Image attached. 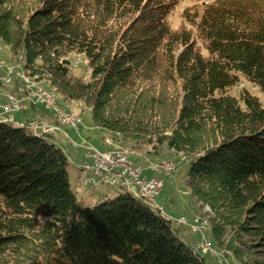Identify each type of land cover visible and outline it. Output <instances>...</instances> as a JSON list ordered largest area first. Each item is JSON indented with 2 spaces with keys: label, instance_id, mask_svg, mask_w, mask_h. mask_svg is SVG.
<instances>
[{
  "label": "trees",
  "instance_id": "16d2710c",
  "mask_svg": "<svg viewBox=\"0 0 264 264\" xmlns=\"http://www.w3.org/2000/svg\"><path fill=\"white\" fill-rule=\"evenodd\" d=\"M178 4L0 0V42L62 101L84 102L122 148L183 155L186 188L215 213L217 249L264 264L254 258L264 259V101L231 92L246 79L264 95V0L194 4L175 28ZM72 53L87 61L86 80L71 74ZM36 105L32 116L21 110L24 126L0 121V250L10 257L0 264H209L172 218L123 186L114 199H80L54 132L27 129L56 123Z\"/></svg>",
  "mask_w": 264,
  "mask_h": 264
},
{
  "label": "rangeland",
  "instance_id": "374dc122",
  "mask_svg": "<svg viewBox=\"0 0 264 264\" xmlns=\"http://www.w3.org/2000/svg\"><path fill=\"white\" fill-rule=\"evenodd\" d=\"M214 1L215 0H179V4L173 9L171 15L169 16V21L173 27H179L182 20L181 14L185 8L203 2L205 4H210ZM67 58L70 60L71 74L75 78L86 80L89 77L87 61L80 55H76L74 53L69 54ZM0 60L3 62V67L0 68L1 76H9L6 71L7 66L15 65L17 62H20L21 68H19V70L23 72L21 78L16 77L14 73L13 77L10 78V81L7 83H2L0 80V94L4 92L6 97L8 95L17 96L26 105H28L27 102L35 103L42 109L44 108L47 109V111H50L51 116L55 119L56 114H54L53 110L46 108L45 103L35 100V87L32 83L35 85V82H37L36 85L41 86L44 90L54 94L57 107H60L65 112L74 113L81 117V122L79 123L77 129L70 126L62 127V131L60 132H62L67 139H62L63 144L58 143V145H64L62 148L69 161L67 170L69 172L70 183L80 199L97 203L105 201L104 198L107 193H109V199H114L119 195L120 191L118 190V187L123 180L116 183V181L120 179L116 178L117 180L114 179L113 183H110L109 181L107 183H101L100 179L94 176L93 173V180L91 181L88 178L90 176L89 172L91 171L82 169L85 164L90 165L93 162L91 159L84 158L86 150L88 152H92L93 150L91 151V148H94L102 153L106 151H119L127 156L134 168L141 170V177H144L145 179L159 178L163 181V186L160 188L159 194L155 198V202L151 203L158 208L161 213L165 214V216L173 219L175 225L182 230L183 239L188 244L191 243L194 250L201 252L209 264H241L236 262L232 258L231 254L227 256V254L223 251L217 249L215 239L209 231L210 221L213 217H215V213L208 205L202 204L200 201H196V198H192L189 190L186 188L184 180L187 169L185 165V157L183 155L177 154L174 150L168 148H162L159 153H148V148H122L120 144L114 140V136H112L108 130L94 125L90 108L84 102L76 100L62 101L61 98H59L48 88V86H46V84H44V82H41L39 79L37 80L36 78L38 77L36 75H28V73L23 69V66L26 63L24 56L14 59L9 47L2 42H0ZM15 60H17V62H14ZM15 79L19 80V85L15 82ZM14 86H16V88ZM240 88H246L264 101V95L257 87H254L246 79H241L239 85L233 88L231 92L235 94ZM28 93H30L32 98L28 97ZM0 101L3 102L2 99H0ZM13 115L15 118H22L23 112H14ZM7 119V117H1L0 121L11 122ZM42 120L49 121L45 118H42ZM64 127H67L66 130L63 129ZM78 133L80 137L77 135ZM70 138L75 140L77 145L70 143L68 141ZM88 139H90V141ZM93 145H96L97 147ZM78 146H85L88 149L85 150V148L82 149ZM162 161L175 162L176 169L169 174L161 171L162 169L157 170L155 167ZM80 178L87 180L86 184L89 183L87 190L86 185L81 183ZM127 178L132 184L134 194L139 195V189L136 184L130 177ZM123 185L124 190H128L126 182H124ZM84 186L85 189L83 188ZM196 217H200L205 221L204 227H202L199 223L200 219L196 220ZM229 230L230 228H227L226 233H229ZM226 233L225 236L227 235ZM243 236L244 237H242V239L248 243L254 240L253 237H248V235ZM239 246H241V244ZM254 258L259 261H264L263 258L256 257L255 255ZM9 259V255L0 250V260L7 261Z\"/></svg>",
  "mask_w": 264,
  "mask_h": 264
},
{
  "label": "built area",
  "instance_id": "2783aa9c",
  "mask_svg": "<svg viewBox=\"0 0 264 264\" xmlns=\"http://www.w3.org/2000/svg\"><path fill=\"white\" fill-rule=\"evenodd\" d=\"M2 65L3 63L1 62L0 68L3 67ZM12 69H16V66H12ZM6 71L8 73L9 69ZM16 77H18V73ZM34 91V97H36L35 100L45 103V107L53 110L54 114L62 115L66 119H72V123H74V118L67 116L65 111L52 109V99L55 98L52 93L44 90L41 87L39 89H35ZM24 108L26 107L23 105V103H20V99L17 98V100L7 101L4 105H0V112L8 117L7 120H13L10 118V111H21ZM21 125L24 126V124ZM27 128L32 131L41 132L48 136L52 135L53 132L56 131V129H44L41 124H36V120H32L27 125ZM88 155L92 158L93 162L90 165H85L88 166L92 173H94V176L100 179V182L107 183L109 181L110 183H113L115 178H120L125 181L126 184H130V180L127 178L130 177L139 189V196H141V194H149L154 198L157 197L160 188L163 186V181L159 178L145 179L144 177H141V170L134 168L127 156L106 152H89ZM162 162L163 169L157 170L165 171L166 174L172 172L169 162ZM198 219L199 218L196 217V220ZM201 226L204 227L203 224H201Z\"/></svg>",
  "mask_w": 264,
  "mask_h": 264
},
{
  "label": "bare ground",
  "instance_id": "6f19581e",
  "mask_svg": "<svg viewBox=\"0 0 264 264\" xmlns=\"http://www.w3.org/2000/svg\"><path fill=\"white\" fill-rule=\"evenodd\" d=\"M1 60H0V66H1ZM3 63V62H2ZM12 66H16V69H12ZM19 68H21V64L20 62H17L15 65H10V66H7V69H9L8 71V75L10 76H1L0 75V80L2 83H7L10 81V78L13 77L14 73L15 75L17 76V73H18V78H21L23 72L21 70H19ZM37 79V78H36ZM35 80V79H34ZM37 82H35V85L34 83H32V85L35 87V89H39L41 86H38L36 85ZM28 97L32 98V96L30 95V93L27 94ZM54 96V94H53ZM55 97V96H54ZM17 96H12V95H8L7 96V101H14V100H17ZM20 103H23L21 100H20ZM23 105L26 107V105L23 103ZM47 108V107H46ZM52 109H58V110H62L60 107H57L56 106V98H53L52 99ZM64 111V110H63ZM14 112H19V111H10V118L14 119L13 118V113ZM65 114L67 116H70L72 118H74V123H72V119H66L64 118L62 115H56L55 116V120H56V123H51L47 120H38V119H35L36 120V124H41L42 127L44 129H56V131H62V127L63 126H70V127H73L74 129H77L76 127H78L79 123L81 122V117L74 114V113H70V112H65ZM8 121H13V120H8ZM76 126V127H75ZM28 129V128H27ZM32 134H35V135H44L43 133L41 132H38V131H32L30 129H28ZM44 136H47V135H44ZM59 141L58 140H54V144H58ZM93 150V151H92ZM91 151L92 152H99L97 151L96 149L94 148H91ZM106 153H112V154H119L121 156H126L124 154H122L121 152L119 151H112V152H107ZM169 162V165L170 167L172 168V171H174L176 169V165H175V162L173 161H168ZM83 170H86V171H89V168L88 166L84 165L82 167ZM156 169H163V162H161L159 165L156 166ZM165 172V171H164ZM166 173V172H165ZM81 179V182L86 184L87 183V180H85L84 178H80ZM129 186V184H127ZM141 197L144 198L146 201H149V202H155V198L154 197H151L149 194H141ZM200 219V223L205 225V221L202 220L200 217H198ZM179 224V223H178Z\"/></svg>",
  "mask_w": 264,
  "mask_h": 264
},
{
  "label": "crops",
  "instance_id": "0c3cea01",
  "mask_svg": "<svg viewBox=\"0 0 264 264\" xmlns=\"http://www.w3.org/2000/svg\"><path fill=\"white\" fill-rule=\"evenodd\" d=\"M0 99H2L3 100V102H1L0 101V104L1 105H4L6 102H7V98H6V96L4 95V92H2V94H0ZM28 103V105H27V108H26V110H27V114L29 115V116H32V115H34V110L32 109V110H30V104H31V102H27ZM36 107L37 108H41V107H39L38 105H36ZM42 109V108H41ZM2 110V109H1ZM43 110V109H42ZM47 111V110H46ZM47 113V112H46ZM51 112L49 111L47 114H49L50 116H51V114H50ZM24 115V114H23ZM23 115H22V118L21 117H18V118H15L14 117V122H15V124H19V125H21V124H24V117H23ZM14 116V115H13ZM66 128L67 127H64L63 129L64 130H66ZM68 134V133H67ZM79 137H80V135H79V133L77 134ZM54 136L56 137V138H58L59 140H60V142L63 144V142H62V139H67L64 135H63V133L62 132H60V131H56V132H54ZM61 138V139H60ZM71 139V140H70ZM68 141L70 142V143H72L73 145H77V143H75L76 141L75 140H73L72 138H70ZM89 141H90V139H88ZM75 143V144H74ZM93 146H95V147H97L96 145H93ZM62 147H64V145L62 146ZM78 147H80V148H82V149H84L85 148V150L86 149H88V148H86L85 146H78ZM88 151L86 150L85 151V154H84V158H86V159H91L92 160V158L88 155ZM93 161V160H92ZM90 174V176L88 177V178H93V173L92 172H89ZM115 180H117L116 178H115ZM119 181H122V179H119V180H117L116 181V183H119ZM125 181H122L121 183H120V185H119V187H121V186H124L123 185V183H124ZM128 190L129 191H131V192H133V190H132V184H131V182H130V184H129V186H128ZM134 193V192H133Z\"/></svg>",
  "mask_w": 264,
  "mask_h": 264
},
{
  "label": "water",
  "instance_id": "95a60500",
  "mask_svg": "<svg viewBox=\"0 0 264 264\" xmlns=\"http://www.w3.org/2000/svg\"><path fill=\"white\" fill-rule=\"evenodd\" d=\"M1 113V112H0ZM1 117H7L6 115H4L3 113H1V115H0V118ZM8 118V117H7ZM14 120V119H13ZM89 154V153H88Z\"/></svg>",
  "mask_w": 264,
  "mask_h": 264
}]
</instances>
